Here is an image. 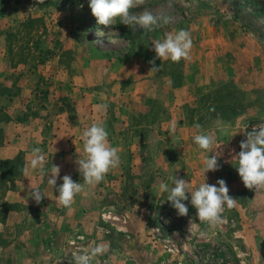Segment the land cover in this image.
Wrapping results in <instances>:
<instances>
[{
    "label": "rangeland",
    "instance_id": "374dc122",
    "mask_svg": "<svg viewBox=\"0 0 264 264\" xmlns=\"http://www.w3.org/2000/svg\"><path fill=\"white\" fill-rule=\"evenodd\" d=\"M168 5L131 9L174 17L148 32L118 19L99 25L89 0H0V264H74L97 245L106 250L91 264H264V189L245 188L234 159L264 123V0ZM180 29L191 33L190 58L155 59L152 43ZM153 59L160 71L149 73ZM93 123L105 126L121 163L60 206L62 177L83 183L76 160ZM198 131L215 133L212 152L195 145ZM14 140L23 150L6 158ZM34 147L45 175L30 169ZM215 154L220 167L204 176ZM52 165L60 167L54 187ZM173 176L189 191L223 179L236 204L212 226L186 193L189 212L179 216L159 191Z\"/></svg>",
    "mask_w": 264,
    "mask_h": 264
},
{
    "label": "clouds",
    "instance_id": "9594fccd",
    "mask_svg": "<svg viewBox=\"0 0 264 264\" xmlns=\"http://www.w3.org/2000/svg\"><path fill=\"white\" fill-rule=\"evenodd\" d=\"M39 2L44 3V0H39ZM145 3L146 0H89V7L97 23L105 27L114 25L118 19L120 23L125 25H139L143 30L151 32L173 21L174 17L170 15L153 14L148 9H144L139 14L131 11L132 8ZM168 6L172 7V0H169ZM152 44L156 54L155 59L171 60L173 63H179L182 59H189L193 46L191 33L184 29L166 33L162 40L157 39ZM155 59L149 61V64L152 65L149 73L160 71V66L156 65ZM194 127L201 130L202 126L197 123ZM217 127L221 132H227L222 123L218 122ZM175 128L176 125L173 124L171 128L173 133ZM108 135L105 126L99 123H93L83 131L81 137L83 158L76 160L78 171L83 177V183L74 182L70 175H64L62 184L57 188L59 193L57 202L60 206L70 208L74 198L84 191L85 185L94 186L101 183L111 170L119 167L121 163L119 150L110 144ZM246 135V140L240 143L241 150L234 157L238 165L236 169L245 188L250 190L264 189V123L254 126ZM193 141L199 149L212 152L213 146L216 144V135L214 132L198 131V134L193 137ZM31 156L30 169L33 171L39 169L40 174L45 175L43 150L40 147H34L31 150ZM217 157L218 155L215 154L204 159L202 169L204 176L209 171L219 169ZM24 172L27 174L29 167H25ZM50 173L51 178L47 180V183L54 187L57 185L60 167L52 165ZM170 179L174 186L170 187L167 183H161L159 191L167 193L166 201L171 203L179 216H187L189 212L184 203L189 199L186 193L191 194L190 203L196 209L198 219L212 226L223 222L222 213L225 206L231 209L236 204V199L229 195V188L223 179L217 180L218 187L204 181L192 191H189L190 183L184 179L175 176L170 177ZM30 195L37 203H40L44 197L39 188H33ZM105 250V245H97L90 252L85 249L83 253L74 254V264H91L93 258Z\"/></svg>",
    "mask_w": 264,
    "mask_h": 264
},
{
    "label": "crops",
    "instance_id": "0c3cea01",
    "mask_svg": "<svg viewBox=\"0 0 264 264\" xmlns=\"http://www.w3.org/2000/svg\"><path fill=\"white\" fill-rule=\"evenodd\" d=\"M18 136H16V139ZM21 150H23L22 146L19 144V140H14L12 143H11V157H6V158H11L13 159L16 155H18Z\"/></svg>",
    "mask_w": 264,
    "mask_h": 264
},
{
    "label": "trees",
    "instance_id": "16d2710c",
    "mask_svg": "<svg viewBox=\"0 0 264 264\" xmlns=\"http://www.w3.org/2000/svg\"><path fill=\"white\" fill-rule=\"evenodd\" d=\"M257 1H259V0H253V3H254V4H256V3H257Z\"/></svg>",
    "mask_w": 264,
    "mask_h": 264
}]
</instances>
